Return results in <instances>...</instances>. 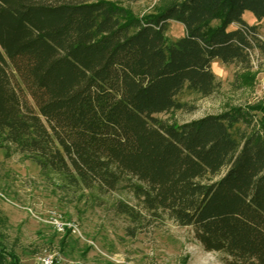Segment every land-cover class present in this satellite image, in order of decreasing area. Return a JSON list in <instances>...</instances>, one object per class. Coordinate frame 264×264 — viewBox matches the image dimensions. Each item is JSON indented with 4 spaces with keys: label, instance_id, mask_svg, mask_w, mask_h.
<instances>
[{
    "label": "trees",
    "instance_id": "trees-1",
    "mask_svg": "<svg viewBox=\"0 0 264 264\" xmlns=\"http://www.w3.org/2000/svg\"><path fill=\"white\" fill-rule=\"evenodd\" d=\"M134 1L0 0V148L67 192L130 179L224 264H264V104L158 116L185 108V89L219 92L214 59L235 87L251 82L264 42L242 14L264 21V0H158L143 16ZM170 20L184 28L172 40ZM0 264H21L3 240Z\"/></svg>",
    "mask_w": 264,
    "mask_h": 264
},
{
    "label": "rangeland",
    "instance_id": "rangeland-1",
    "mask_svg": "<svg viewBox=\"0 0 264 264\" xmlns=\"http://www.w3.org/2000/svg\"><path fill=\"white\" fill-rule=\"evenodd\" d=\"M157 2L135 0L129 9L135 16L154 14ZM242 17L257 24L264 42V21L248 10ZM183 33L180 22L169 21L167 39ZM211 69L221 84L218 93L199 97L185 89L177 100L186 107L158 116L180 124L226 104H264V50L252 54V80L242 87L231 83L233 65L214 59ZM133 182L124 179L103 193L67 192L41 176L33 161L0 148V240L21 264H41L39 259L48 255L51 264H224L226 255L204 249L190 225L178 224L161 210H146ZM51 214L76 221L80 234L63 236L47 221Z\"/></svg>",
    "mask_w": 264,
    "mask_h": 264
},
{
    "label": "built area",
    "instance_id": "built-area-1",
    "mask_svg": "<svg viewBox=\"0 0 264 264\" xmlns=\"http://www.w3.org/2000/svg\"><path fill=\"white\" fill-rule=\"evenodd\" d=\"M47 221L52 224L56 231L63 233L66 229L72 234L79 235L78 223L74 220H62L58 214H51ZM41 264H51L53 257L51 255L43 256L40 259Z\"/></svg>",
    "mask_w": 264,
    "mask_h": 264
}]
</instances>
